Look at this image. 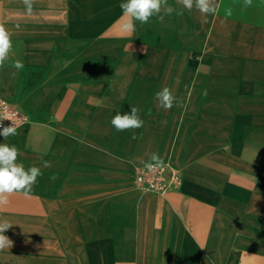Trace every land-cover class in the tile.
<instances>
[{
    "label": "crops",
    "instance_id": "0c3cea01",
    "mask_svg": "<svg viewBox=\"0 0 264 264\" xmlns=\"http://www.w3.org/2000/svg\"><path fill=\"white\" fill-rule=\"evenodd\" d=\"M121 2L34 0L28 13L0 0L13 45L0 96L29 116L0 143L42 171L0 208L13 224L0 264H264V0H215L207 22L167 0L170 15L131 35ZM165 86L180 106L157 107ZM131 106L144 126L116 132ZM152 163L181 185L141 190Z\"/></svg>",
    "mask_w": 264,
    "mask_h": 264
},
{
    "label": "clouds",
    "instance_id": "9594fccd",
    "mask_svg": "<svg viewBox=\"0 0 264 264\" xmlns=\"http://www.w3.org/2000/svg\"><path fill=\"white\" fill-rule=\"evenodd\" d=\"M184 9L191 11L195 8L204 17L203 22H207L208 15H215L219 5L215 0H178ZM28 13H31L34 0H22ZM252 0H244V7H250ZM122 17H127V22L123 25V31L128 34H134L139 25L148 24L151 18L157 17L161 22L164 20V14L170 15L174 9L167 4V0H123L119 4ZM177 15H183V11H177ZM231 15V9L226 12ZM12 33L3 25H0V71L4 69L5 63L9 59L13 45L11 41ZM14 68L19 71L23 68L22 61L17 60ZM157 107L164 110H170L174 104L180 106V102L173 94L172 90L165 86L155 93ZM2 121V120H0ZM110 124L116 132L132 131L144 126V120L140 116V109L131 106L130 112H116L110 120ZM17 126H3L0 123V136L6 141L10 136L18 135ZM20 150L16 145L0 143V208L9 203V196L13 193L22 192L24 195L31 193L37 179L42 176L40 167L30 166L25 168L23 162H18ZM152 160H157L158 155L153 153ZM44 167H51L50 162L45 161ZM57 177L53 175L50 180ZM13 226L7 219H0V250L9 249L13 242L5 235V232Z\"/></svg>",
    "mask_w": 264,
    "mask_h": 264
},
{
    "label": "built area",
    "instance_id": "2783aa9c",
    "mask_svg": "<svg viewBox=\"0 0 264 264\" xmlns=\"http://www.w3.org/2000/svg\"><path fill=\"white\" fill-rule=\"evenodd\" d=\"M0 123L3 126L14 124L19 127L29 121V116L16 104L0 96ZM180 171L162 163H152L139 167L135 174V183L144 192L165 195L181 185Z\"/></svg>",
    "mask_w": 264,
    "mask_h": 264
}]
</instances>
